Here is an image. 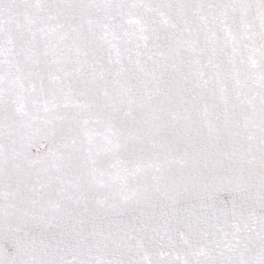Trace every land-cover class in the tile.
<instances>
[{"label": "snow or ice", "instance_id": "obj_1", "mask_svg": "<svg viewBox=\"0 0 264 264\" xmlns=\"http://www.w3.org/2000/svg\"><path fill=\"white\" fill-rule=\"evenodd\" d=\"M0 264H264V0H0Z\"/></svg>", "mask_w": 264, "mask_h": 264}]
</instances>
